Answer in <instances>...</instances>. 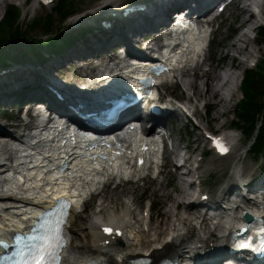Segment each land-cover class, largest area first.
<instances>
[{
    "label": "bare ground",
    "instance_id": "6f19581e",
    "mask_svg": "<svg viewBox=\"0 0 264 264\" xmlns=\"http://www.w3.org/2000/svg\"><path fill=\"white\" fill-rule=\"evenodd\" d=\"M16 1L22 6L27 4V0ZM33 1L31 9H25L26 14L28 12L34 13L39 5H44L40 0ZM122 1L99 0L91 10L74 17L71 20L74 26L70 29V34H74L81 27H84L86 35L81 36L76 43H72L73 45L71 44L72 47L68 51L67 48L71 45L64 48L68 44L66 43L60 51L63 53H52L53 55L50 53L48 56L46 55L47 60H45L46 57L40 61L34 60L35 63L32 61L34 63L32 65L28 64L23 56L18 58L16 55L12 56L15 59V64L11 65L13 63L12 59L7 60L6 57L5 63L1 64L4 67L0 69V91L4 96H7V98L5 96L4 102L8 104L11 102L12 97L23 96V101L27 103L45 101L53 108L66 109L77 98H80V100L86 99L89 93L96 92V88L107 82L105 78L98 79L96 77L98 80L89 78V72L92 73L96 69L93 66L94 60H101L100 63L96 64L97 69L100 64H106V66L112 64L113 67L119 66L117 69L122 71L124 67L122 63L123 55H128L134 47L142 45L145 38L152 39L148 44L158 43L162 28H169L170 20L178 8H182L181 11L187 10L190 15H193L196 12L213 11L215 7H218L216 3L220 0H143L144 3L141 4L143 8H138L137 4L133 5ZM6 2L7 0H0V16L1 6ZM56 3L53 0L47 3L45 7L50 6L52 8ZM253 3L260 7V14L256 13L255 19L253 13L250 12ZM231 4H241L242 14L247 15V12L250 14L247 18L243 14L245 18L241 21V29L237 33L234 43L231 44L234 49L232 52L245 53L242 63L247 64L255 56L254 52L256 51H248L250 45L249 34L259 21H264V0H232ZM16 6L20 9L18 5ZM73 15L71 14V16ZM157 15H160V19L156 20ZM21 16H23V13ZM217 19L211 20L208 22L207 27L204 25L200 30L192 28V30L174 37L173 42L176 45L170 51L171 61L181 65V68H178L175 73L176 82L178 83L180 75L196 74L197 79L205 81L207 89L204 93H208L211 89V92L205 96L201 92L202 86L196 85V79H186L179 82H183L194 93L189 91L192 97L195 95L196 100H203L200 98L204 97L207 100H204V102L209 105L212 96L217 95L219 88L230 95L235 94L232 83L230 84L227 81L220 83L218 81V78L222 79L221 74H225L228 69L229 72H234L237 75L234 59L238 57V54L228 53L233 61L229 67L222 69V71L224 70L223 73L221 69L220 71H214L212 68L203 69L202 67L207 63L211 66V45L213 41H210L208 47H206V42L209 30ZM252 23L255 25L253 26ZM143 29L147 33L143 34ZM216 30L212 28L213 33ZM239 33H241L240 36H238ZM126 34L129 35L126 36ZM244 37L247 38V41L244 40ZM245 49L247 51L244 52ZM251 54L252 56L249 58L248 55ZM79 57L82 62H86L84 64L86 68L83 65H68L72 63L73 59ZM7 68L10 69L6 70ZM234 68L235 70H232ZM84 69L87 75L81 73L84 72ZM201 69H203V73L198 75V71ZM189 71L190 74H188ZM213 71L215 74H213ZM184 72L187 73L184 74ZM236 75H232L235 85L238 78ZM108 77L112 80L114 77L113 72H110ZM207 77L212 78L213 82L217 79V83L213 84L209 80H207L209 83H206ZM13 81L19 82L21 85L12 86L10 82ZM20 91L23 92V95H19L18 92ZM75 91L80 92V94ZM56 92L62 94V99L57 98ZM191 101H193V98ZM229 102H231L230 96L228 100L217 101L219 107L215 116L227 115ZM177 114H180V112L178 111ZM169 116L170 112L158 117L144 113V119L152 117L167 125H169L167 121ZM198 116L201 124H204L205 117L201 113ZM60 124L58 123V126ZM204 125L210 127L207 122ZM42 126L43 123L41 122L34 126L31 122L23 121L21 117H18L17 123L12 124V127L16 129L23 127L25 131L16 134L9 129V125L0 121V134L4 136V141H0V159L4 161L1 166H8V171H11L14 166L13 164L7 165L6 160L9 157L16 158L18 168L23 172V174H19V178H25L23 183H19L16 178L0 182V236L6 237L13 230L29 227L41 212L52 206L54 203L53 198L59 195V190H61L59 187L63 185L68 188L69 192H72V196L75 198L70 209L69 226L66 229L68 244L63 252L64 264H77L84 258H91L94 261L107 259L108 264H127L129 260L140 256H149L157 262L163 258L171 257L175 258L180 264H213L215 261L213 258L224 251L223 242L226 233L238 225L236 219H240L243 210L247 209L249 213H254L262 208L264 213V175L260 174L256 178H252L256 171L250 173L251 166L244 164V162L240 164L241 154L233 167V177L227 185H222L219 191L210 193L204 190L205 182L199 175L205 154H198L196 160L190 163L189 156L185 157L180 154L179 147L183 146L188 150V145L181 144L183 140H179L180 146H175L170 153V155L173 153L175 160L188 159V162L185 161L187 162L186 169L176 167L174 173L182 182L180 183L181 192L175 195L171 194V197L175 198L173 205L166 207L165 204L164 209L159 212L160 218L155 219L152 213L154 203L152 209H149L147 204L140 212L139 196L134 191L125 189V194L122 197L120 196L122 207L119 210L115 206L119 196H115V193L109 194V196L103 194L107 190L106 188H109L108 183L111 179L115 181V187H119L125 183H140L151 176L156 180L155 184L157 185L154 192L161 191L164 182L169 183L166 182L167 178L163 180L162 170L167 162L161 167L160 142L155 138H146L150 149L143 156L144 165L139 167L136 164V159H134V154L138 153L139 142L145 138L140 135L139 130L128 129L117 139L121 143V147H110L102 143V147L97 150L99 154L110 158L115 156V150H124L125 154L123 156L114 159L111 164L99 158L97 164H91L90 159L85 156L86 148L81 146L82 148L79 150V147L81 142L89 144L93 136H74L76 132L64 128V126L59 132L41 133L39 127L44 129ZM169 129H171L170 135L174 139V132L172 128L169 127ZM31 132L38 135L28 137ZM198 133L201 134L204 140L202 142V139H199L200 142L205 143L208 139L212 141V138L202 133V127H198ZM219 133L224 135L231 146V151L226 156L221 157L215 153L217 158H228L233 153H237L241 139L233 133H225V130ZM49 135L54 137L60 135V137L46 143L43 139ZM68 137L71 140L68 142L69 145L62 146L61 143ZM73 137L78 139L76 142L73 140L74 145L72 142ZM113 140L114 138H106L104 141L112 142ZM174 141L176 145L177 139H174ZM100 142L102 140H99ZM28 144H31V147H28ZM65 152L68 153L69 160L67 169L54 177L55 174H50L51 171L46 167H53L55 161H59ZM33 156H37L38 159L41 157L45 159L38 161V164L44 167V172L33 164ZM214 159L209 161L201 170V173H211V171L219 168L220 165L215 164ZM236 159L237 156L234 160L236 161ZM2 173L0 171V174ZM249 173L250 177L246 180ZM188 176L191 177L190 181H187L186 177ZM58 178H62V180H57ZM124 179L129 181L125 182ZM102 182L104 183L102 184ZM249 191L254 195H247ZM90 192V195H92L91 200L97 196H100V199L103 196L108 198L98 202L96 210L88 215L81 226L84 241L74 245L72 225L76 218L80 216V212L87 209L90 199L87 198L83 202L82 199L85 195L88 197ZM186 194L190 196L188 200H183ZM141 196L143 197V194ZM231 196H234L236 201L230 200ZM168 201L170 203V200ZM165 208L169 214H166ZM160 223L165 227H158ZM105 229H111V233L109 234ZM261 262V264H264V260H261Z\"/></svg>",
    "mask_w": 264,
    "mask_h": 264
},
{
    "label": "rangeland",
    "instance_id": "374dc122",
    "mask_svg": "<svg viewBox=\"0 0 264 264\" xmlns=\"http://www.w3.org/2000/svg\"><path fill=\"white\" fill-rule=\"evenodd\" d=\"M55 1L57 2V0H55ZM17 2L18 1H16V0H7V2L1 6V16L5 14V11L8 7V5L16 4L20 7L21 13H23V16H21L19 27H21L22 30L26 29L25 32L27 31V34H28L27 37H32L33 41H37L40 39L49 40V38L55 39V37H56L57 39H59L58 40L59 43H61L58 46H56V45L54 46L56 48L54 51H51L48 46L44 47L42 58H39L38 56H36L30 52L29 40H24V41L22 40L18 45H15V46L9 48L8 55H6V57H7L6 59L7 60L12 59L13 63L11 65L15 64V59L12 57L13 55H16L18 58L23 56V59L28 64L32 65L33 62L35 63V61H40L44 57H46L45 60H47L48 59L47 56L50 53L51 54L52 53H54V54L63 53V52H60V51H62V49H61L62 46H64L66 43H68L66 46H64V48H65V47L71 45L72 43L74 44L78 41V39L81 36L86 35L84 33V31H85L84 27H81L79 30L77 29L78 31H76V33L70 34L69 31L72 28V26H74V24H72L71 20L74 17H76L78 14L82 15L87 10H91V8L94 7V5L97 2H99V0H83V1L79 0V2H80L79 8L77 9V11L75 13H73L74 15L72 14L73 16L70 15L69 17L67 16L64 18L61 15L54 13L53 7L52 8L50 6L45 7V5H39L37 7V10L34 13L28 12V14H26L25 9L30 10L31 9L30 7L34 1L33 0H27V4L24 6L19 5ZM122 2L123 3H129V2H131V0H123ZM76 3H77V5L79 4L78 2H76ZM241 8H242L241 4H231L230 6H228L226 8V10L222 14L221 18H218L217 21L213 24V26H212L213 30H216V29L217 30L214 32V42H212V45H211V48H212L211 49L212 50L211 66L208 65V63L205 66L204 65L202 66L203 69L212 68V70H214V71L215 70L220 71V69L222 71V69L229 67L230 63H232V61H233V59L230 56H228V53L229 54H231V53L232 54H238V57H236L234 59V64L237 67L236 68L237 75H236V73L233 72L236 75V77L238 76V78L236 79V85L234 84V80H233L234 78L232 76L234 74L229 72L228 69H227V72H225V74H221L222 79L218 78V81H220V83H222V81H227L230 84L232 83L234 86L235 94L230 95L228 93H225L221 88H219L217 95L212 96V98L210 100L211 102L209 101L210 107H211L210 108V112H211L210 114L208 112H206V107L208 106V104L206 102H204V100H205L204 97L200 98L203 100H196L195 95L192 97L194 104L195 103L198 104V106L200 107V113L205 117L204 124H206V122H207L208 124H210V127L205 126L203 123L201 124L200 119L197 116L194 118L195 120L193 119L194 121L192 120L189 122L183 121L182 119H178L177 122H173L172 117L168 118V120H167L168 124H169L168 127L172 128V130L174 132V136H175L174 139H177L176 146L177 147L180 146L179 140H183L182 143L184 145H188V150L183 148V146L179 147L180 148V154L182 156H185V157L189 156L190 163H193L196 160V157L198 154H200V153L205 154V158L203 161L202 168H200V170H199V172H200L199 175L201 176V179L205 182L204 190L206 192H210V193L219 191V188L222 185L223 186H225V184L227 185L228 181H230L231 177H233L232 170H233V167L235 166V164L237 163L240 154H241L240 156L242 157L240 164L244 162V164L251 166L252 169H251L250 173H252V172L254 173L256 171L255 175H253L252 178H256L260 174L264 175V158H261L260 160H255L253 158V155L250 153L249 146H248L249 142H247V140L245 139L244 134L242 135L241 130L232 126V122L236 119V115H235L236 114L235 111L237 110L236 104L242 98V92H241V89L239 87L240 80H241V74H243L246 69L253 66V64L251 62L254 59H257L258 64L260 65V62L263 59V52H264V45L257 44V42H256L257 40L255 39V37H253V33H252L253 30L249 34L250 35V37H249L250 45H249L248 51L256 50L254 52V55L256 57L254 56L253 58L250 59V62H248L247 64H244V63H242V58H243L245 53L232 52V51H234V49L231 47V44L234 43V39H235L237 33L241 29V27H240L241 21L245 18L244 16H246V18H247V16L250 15L249 12H247V15H245V13H243L244 14V16H243ZM48 13L49 14L53 13L52 14L53 18H54L53 22H54L55 26H54L52 33L45 34V33H43L42 29H39V28L38 29H31V27L28 26V24H30L34 19L39 18V17H46V15ZM169 15H170V12H169ZM155 18H156V20L160 19V15H157ZM218 24H219V27H218ZM141 25H143V24H141ZM252 25H253V23H252ZM262 25H264V21L262 22ZM233 28L237 29V32L234 34V36L232 38H230L229 36L231 35ZM257 30H254V32H256ZM143 32H144L143 34L147 33V32H145V29H143ZM143 34H141V35H143ZM128 35L129 34H126V36H128ZM240 35H241V33L238 34V36H240ZM244 40L247 41V38L244 37ZM72 45L67 48V51L70 50ZM245 51H247V49H245L244 52ZM15 53H17V54H15ZM21 54H23V55H21ZM248 56L250 58V56H252V54L248 55ZM208 60H209V58H208ZM75 62H76V64H75ZM85 63L82 62V60H80V57H79V58L73 59L72 63H70L68 65H73V66L74 65H76V66L83 65L84 68H86V65H84ZM239 63H240V65H239ZM3 67L4 66H1L0 69ZM10 68H7L6 70H8ZM203 69L198 71V75H201L203 73V71H202ZM232 70H235V68ZM214 71H213V74H215ZM80 72H81V70H80ZM223 72H224V70L222 71V73ZM81 73H83L84 75H87L85 69H84V72H81ZM186 73L187 72H184V74H186ZM188 74H190V71L188 72ZM196 76H197L196 74L189 75V76L180 75L178 77V83H180L181 85H179L178 83L177 84L172 83L171 85H166L162 88L163 91H161V92L167 93L166 97L168 96V94H173L174 96H176L178 98L179 97L186 98L188 95H190L189 91H191V90H189V88L186 87L183 82L181 83L179 81H181V80L184 81L186 79H191V80L196 79L197 80L196 85L197 86L201 85L202 86L201 92L204 94V96L207 95L209 92H211V89H210V91H208V93H204L205 89H207V87L205 86V83H204L205 81L203 82L202 80L197 79ZM207 80H209L213 84L217 83V79L214 80V82H213L212 78L207 77L206 83H209V81H207ZM10 83L12 84V86L21 85L19 82H15V81L10 82ZM18 93H20L19 95H21V94L23 95V92H21V91ZM5 96L0 91V98H1L0 99V121L5 123L6 125L10 126V124L14 125L15 123H17L18 117L19 116L21 117V115H22L19 112V110L21 107H24L25 104L21 105V103H24V101L22 99L23 96H20L17 98L12 97L11 102L8 104L4 102ZM229 96L231 97V102L228 103V108H227L228 114L227 115L224 114L223 116H215L216 111L219 107V104L216 102L217 101H224L225 99L228 100ZM166 97H164V100L170 99V98H166ZM6 98H7V96H6ZM205 101H207V100H205ZM35 102L36 101H34L33 103H35ZM3 112H5L4 115H3ZM172 122H173V124H172ZM198 127H202V133L204 135L209 134V131L216 134V133L221 132L222 130H225V133L230 132V133L237 135L241 139L238 152L235 154L233 153L228 158H217L215 153L211 150V147L209 144L210 140L208 139L205 141V143H202V142H204V140H203L200 133L197 134ZM220 128H222V129L219 130ZM9 129L12 130L16 134H21L22 132L25 131V129L23 127L16 129V128H13L12 126H10ZM199 139H202V142H200ZM169 145L172 146L171 143H169ZM236 156H237V159L235 161L234 158ZM170 159H172L171 160L172 162L170 161ZM211 159H214L215 164L220 165L219 168L211 171V173L209 172L210 174L209 173L204 174L203 172L201 173V170L204 169V167L209 163V161ZM1 160L2 159H0V161ZM177 161L179 162V161H181V159L175 160V156L172 153V157L168 158V162H167L166 166L164 167V169L162 170V174L164 175L163 180H165L167 178L166 182H169V183L164 182L163 188L159 192L158 191L154 192L156 190V186H157L155 184L156 180L150 176L148 179H145V180L141 181L140 183H131V184L125 183L119 187H114L115 186L114 185L115 181H114L109 186V188H106L107 190L103 194H105L104 196H109V194H113V193H115V196L118 195L119 197L117 200V204L115 206L120 210L122 207L121 197L125 194V189H129V191H134L139 196L140 212L142 209H144V207L149 202L151 203V205L154 203V208H153L152 213H153V216L155 217V219H159L160 218L159 212L164 209L165 204H166V207H171L173 205L172 203H174L175 198L171 197V194L175 195V194L181 192V184L180 183L182 181L180 179H178L177 176H175L174 173H175L176 168L174 169V167H173V165ZM185 169H183V170H185ZM212 169H213V167H212ZM250 173L247 175L246 180L250 177ZM186 178L188 181L189 177H186ZM185 184H186V180H185ZM146 188H148V189H146ZM141 194H143V197L141 196ZM249 194H252V193H250V191H249V192H247V195H249ZM104 196L101 197V199H100V196H97L96 198L93 199L94 202H93V200L89 201L87 209H85L84 212H80L81 213L80 216H78L76 218V220L74 221V223L72 225V229L74 231L73 232V236H74L73 244L74 245L80 244L84 241V235L81 232V226L86 221V218L88 217V215L91 212H94L96 210V207L98 205L97 203L100 202L101 200L108 198V197H104ZM189 196L186 194V197L183 198V200H188ZM168 200H170V203ZM104 211H107V210H104ZM165 212H166V214H169V212L166 211V208H165ZM159 226H161L162 228L165 227L162 223H160L158 225V227Z\"/></svg>",
    "mask_w": 264,
    "mask_h": 264
},
{
    "label": "trees",
    "instance_id": "16d2710c",
    "mask_svg": "<svg viewBox=\"0 0 264 264\" xmlns=\"http://www.w3.org/2000/svg\"><path fill=\"white\" fill-rule=\"evenodd\" d=\"M76 2L79 4L77 5ZM79 5V0H58L53 6V12L64 18L75 13ZM21 14V10L16 5L10 4L0 22V65L5 63L8 49L18 45L22 40H29L30 52L39 58L43 57L44 47L48 46L54 51L56 49L54 46L60 44L54 38L40 39L41 41L37 40V42L33 41L32 37H27L26 29L22 30L19 27ZM52 14L48 13L46 17L36 18L28 26L31 29H42L45 34L52 33L54 29ZM236 32L237 29L233 28L229 37L232 38ZM256 40L257 44L264 45V26L259 27ZM240 88L242 98L237 104L236 119L232 122V126L241 130L249 142L248 146L253 158L260 160L264 158V52L260 65L244 71ZM208 113H211L210 110Z\"/></svg>",
    "mask_w": 264,
    "mask_h": 264
},
{
    "label": "snow or ice",
    "instance_id": "6c2138e0",
    "mask_svg": "<svg viewBox=\"0 0 264 264\" xmlns=\"http://www.w3.org/2000/svg\"><path fill=\"white\" fill-rule=\"evenodd\" d=\"M214 146H216V147L218 148V150L221 151V152H225V151H227V149H226V148L221 144V142L218 141V140H215V141H214ZM105 231L108 232L109 234L111 233V229H105ZM22 239H24V238L21 237V236H16V237H15V241H16V243H19ZM29 239H31V238H29ZM239 246L242 247V248H247V247H249V245H248L247 243H241ZM7 247H8V245L5 244V243L3 242V240H0V248H5V249H6ZM12 259H13V258L10 257V256L0 254V261L9 262V261H11ZM25 264H27V262H25ZM34 264H45V256L40 255V256H38V257H35V258H34ZM49 264H59V258H58V255H57V256H53V257H51V259H50V261H49Z\"/></svg>",
    "mask_w": 264,
    "mask_h": 264
}]
</instances>
